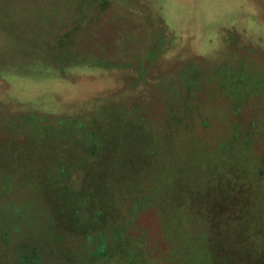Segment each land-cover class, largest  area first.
<instances>
[{
  "label": "rangeland",
  "instance_id": "obj_1",
  "mask_svg": "<svg viewBox=\"0 0 264 264\" xmlns=\"http://www.w3.org/2000/svg\"><path fill=\"white\" fill-rule=\"evenodd\" d=\"M0 264H264V0H0Z\"/></svg>",
  "mask_w": 264,
  "mask_h": 264
},
{
  "label": "trees",
  "instance_id": "obj_2",
  "mask_svg": "<svg viewBox=\"0 0 264 264\" xmlns=\"http://www.w3.org/2000/svg\"><path fill=\"white\" fill-rule=\"evenodd\" d=\"M130 203V204H129ZM133 203V204H132ZM139 203H141L140 201H138V203L137 202H128V204L129 205H134L136 208H138V207H140V206H138L137 204H139ZM140 205V204H139ZM149 206H151V205H149ZM138 214V211L136 212V215ZM92 242H94V243H96L97 242V238H95V239H92Z\"/></svg>",
  "mask_w": 264,
  "mask_h": 264
}]
</instances>
